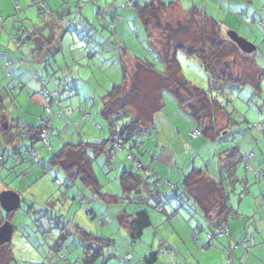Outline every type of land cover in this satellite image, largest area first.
<instances>
[{
  "label": "rangeland",
  "instance_id": "374dc122",
  "mask_svg": "<svg viewBox=\"0 0 264 264\" xmlns=\"http://www.w3.org/2000/svg\"><path fill=\"white\" fill-rule=\"evenodd\" d=\"M136 1L0 0V55H3V57L0 56V87L9 85L11 79L6 78V74H12L11 70L13 72L22 71L23 73H28L30 71L29 66L32 67L31 70L40 67L39 64L32 63L35 61L32 49H35L37 43L29 41L23 43V30L25 28L33 30V27H30L32 23L40 25L38 23L40 19L39 13L43 14L45 9H49V6L55 3L65 6L61 12H70L71 14L65 16L62 21L64 22L63 28H65L64 30L67 33L62 41L60 52L48 59L46 64L42 65V68L46 78L48 76L46 74L47 71L50 74V78L67 76L74 79V81H68L71 82L70 86L63 84L60 85L61 89H58L62 102L68 104V108L72 111L68 115H59L57 112L55 115H51L52 117L55 116L52 124L55 133L51 140V150L37 145L42 150L44 159L40 161L32 157L29 152L25 151V143H22L23 158L26 159V162L21 163V161L9 157L5 162V167H0V192L17 190L21 195L19 208L15 210V214L11 215L9 219L10 224L14 227L9 242L14 262L8 264H80L84 250L80 245L81 235L69 237L65 241L64 246H67L68 251L60 249L54 252L53 249H50L52 241L55 239V235L59 233L60 228L65 227V230L72 231L75 225L87 232H98L99 235L112 233L111 236L117 240L114 244L115 246H110L107 251L116 254L112 258V264H139L127 262L123 258L126 251L123 243L125 234L123 229L120 228L124 218V215H122L123 210L128 206L127 214H130L134 203L142 210H147L151 215L152 223L146 229H150L149 231L151 232L155 230L153 225L159 221L161 223L156 225V228H162L161 232L165 233L171 221L178 223L182 221L181 216L178 215L173 219L162 213H159L163 215L162 218L156 216V212L150 207L156 204L152 197H139L135 193L129 194L130 188L126 191L123 190L120 184V175L124 170L131 168L133 172L138 173L142 177H144L143 173L145 174L144 168L138 167L136 161L127 158L128 152L125 150L118 151L116 156L112 157L109 155V147L107 146L105 152L93 161V169L102 187L101 191L118 194L119 198L116 201H111L107 196L99 198L98 195H94L91 192L89 187L82 185L78 180L70 183L61 165L52 166L48 163L51 153L57 152L66 143H74L79 139L90 141L98 137L101 139L107 138V119L103 118L99 113V106L102 101V95L110 90L113 84L120 82L122 78V71L118 61L119 59L125 60L121 53L123 47L127 48L129 52L130 62L134 60L132 56H136L152 63L157 72L164 71V65L158 53L149 44L142 23L136 17V8L133 6ZM139 1L142 3L147 0ZM180 1L182 6L195 5L200 8L204 7V11L214 19L225 20L229 14L227 7L224 6L220 9L219 5L211 0L206 5H203L205 0ZM62 3H65V5H62ZM263 3L264 0H258V4L256 1L261 10L264 6ZM51 13L55 12L52 10ZM176 20H179V24L187 20L185 12L178 5H174L171 10L162 14L161 27L164 26L166 21L169 22L170 26L175 27ZM244 21H246L245 18ZM230 23L232 26H237L234 22ZM42 29L43 27H40V29L36 27V30H41V32ZM152 30L153 39L158 41L165 40L163 35H161L160 29ZM257 33L260 36L263 34L259 30ZM19 34H22L23 37H20L21 41L17 42L15 39ZM90 37L92 40H90ZM243 37H246V34ZM156 47L158 48L159 46L157 45ZM177 60L183 76L191 84L204 89L208 87L207 73L199 59L179 51ZM127 64L129 63L127 62ZM127 71L129 78L130 76L131 78L136 76L134 67L127 66ZM29 77H31V73ZM15 80L16 77L11 81L18 86L15 89L17 98L14 103L17 104L16 107H20L22 114L33 118L34 114L29 110L33 107L34 101L32 98L35 96L36 91L21 88V85L16 83ZM51 80L56 81L54 78ZM138 80H141L142 84L136 89L131 88L130 80L128 81L127 87L131 88V92L130 98L127 97V101L138 111L141 117L147 119L152 116L156 125L159 126L158 137L141 136L140 140L145 141L149 151L154 149L158 139L162 141L160 144H163V146L167 147V144H171L172 148H177V168L171 169L173 174L169 179L171 182L175 181V174H177L178 168H197L205 165V163H208L209 175L214 178V173L212 172H216L217 163L212 158L214 153L219 150L218 145L223 144L226 140L232 142L238 136L240 141V130L242 131V129L246 130L247 128L250 131H254L255 140L260 142L262 148H264V134L260 130H256L257 128L254 129L252 127L253 122H260V119L264 118V116L261 117L264 111L261 108L262 106L258 105L257 102L259 100L257 97L252 98L251 96L249 98L247 96L248 87L243 90V95L236 99L235 103L226 105V110L230 112V118H232L229 135L220 137L216 141H208L201 134L198 138L196 137L197 139L191 136L190 132L197 129V122L190 114V107L185 105L181 108L169 90H162L159 103L163 106L154 110V102L157 100V90L154 87L155 85L166 83L164 79L156 83L155 77H143V75L139 74ZM33 81L31 80V82ZM146 83L147 85L145 86ZM32 85L34 83L30 84V88H34ZM71 86L75 89L73 87L72 89ZM76 88H78V92H76ZM50 90L52 93L54 92V89ZM54 95H57V93ZM3 99L7 109L15 113L16 108L12 106L8 97ZM117 105L118 102H115L114 107ZM63 107L66 108V106ZM80 112L89 113L90 116H80ZM216 118L218 120V128H225L226 118L224 112L216 113ZM126 119L128 120V118ZM129 119H132V115ZM99 126L102 128V133H100ZM185 145H189V149L184 150ZM138 149L140 152L144 150V144H141ZM132 154L140 156L137 149H134ZM7 155H10V152ZM146 160L139 159V162L145 166ZM159 162L161 163L162 161ZM15 163L17 164L13 167ZM40 164L44 165L45 168ZM20 166L21 169L27 170L28 173L25 176L20 175L21 169V171H17ZM241 167L239 166L238 176L246 173ZM163 178L157 184V187L159 186L158 190H160L162 195H171V191L166 189L169 188L167 179L166 177ZM34 179L37 180L32 183ZM144 179L150 183L151 188L155 186L150 178ZM30 183L32 184L30 185ZM162 187H165L166 190ZM250 187L254 189L255 185H250L248 188ZM240 189H242L241 184L237 186L238 191L236 192H239ZM171 203L172 200L169 203L165 202L167 206ZM177 208L180 209L181 207L177 206ZM45 229H47V233H50L49 236L47 234L43 236L42 232ZM35 233L37 235L40 234L38 235L40 239L44 238L43 241L45 242L43 244L36 241ZM25 236H30V240ZM143 239L146 242L144 240L141 241L148 245H143V249L150 248L152 235L146 233ZM58 252H61L64 257L60 258ZM4 262L5 257L3 252L0 251V264H4Z\"/></svg>",
  "mask_w": 264,
  "mask_h": 264
},
{
  "label": "crops",
  "instance_id": "0c3cea01",
  "mask_svg": "<svg viewBox=\"0 0 264 264\" xmlns=\"http://www.w3.org/2000/svg\"><path fill=\"white\" fill-rule=\"evenodd\" d=\"M209 1L210 0H205V3H203V5H206L207 2ZM211 1L218 4L220 9L223 8L224 6L229 9V14L228 16H226L225 20L216 19V20L223 21V27H224L223 30L226 32V34L228 31L234 29L235 31L234 30L232 31L236 32L240 36L241 35L244 36V34H246V37L244 38L255 46L254 51L252 53H249L254 58V63L253 65L251 63L250 68L256 71L255 73L256 75L254 76L253 81L250 83H253L255 80H259V88L253 87V85H250V84H246L243 90H245L246 87H248V90L246 91V93L248 94L247 96H249V98L251 96L252 98L257 97L259 100L257 103L258 105L262 106L261 108L264 111V77L262 79L257 78V74H259L260 71L261 72L263 71L264 73V25L262 26L258 23V21H262V23L264 24V6H263V9L261 10V8H259V6L257 5L258 0H211ZM256 1H257V4H256ZM174 2L176 3V6L178 5L182 10H189L192 7H198L195 5L182 6V3L180 0H175ZM260 3L262 4V2ZM62 5H65V3H62ZM64 7L61 6L59 3H55L54 5L49 6V9H45L43 14L39 13L40 19L38 23H40V25H35L32 23L30 24V27H33V30H31L30 28L29 29L25 28V30H23V35H24L23 43H26L28 41L37 43V46L35 47V49H32L33 51L32 54L34 55V60H35L32 63H36L37 65L39 64L40 67H37V68H34V70H31L32 67L29 66L30 71L28 73L27 72L23 73L22 71L13 72L11 70L12 74L7 73L6 78L11 79V81H13L14 78L16 77L15 82L21 85V88L36 91L35 96L32 98V100L34 101L33 107L31 108V110H29L33 112L34 116L32 115L33 118L27 117V115L22 114L21 109H19L20 107L19 108L16 107L17 104L14 103V101H16V98H17L16 96L17 92H15V89L18 87L17 85L12 83L11 81L8 86L2 85V87L0 88L3 89L2 91L3 98L8 97V100L10 101V103H12V106L16 108V112L14 113L12 110L11 111L8 110L5 105L3 114L0 115V130L4 132L7 137L11 136V133L14 131L12 128L11 129L8 128L9 124L12 122L19 120L20 122L36 126V125H39L40 117L43 115H46L49 118L51 124H53V119L55 116L52 117L51 115L52 114L55 115L56 112L59 113L60 106L69 107L68 104L62 102V98L59 97L58 89H61L60 85H63V84L65 86H70L71 82H68V81H71V80L74 81V79L71 77L69 78L67 76H64L63 78L62 77L59 78L55 76L53 78L56 79V81H52L51 79L53 78H50L49 72L46 71V74L48 75L47 78L44 76L45 73L42 68V65L43 64L45 65L48 59H50L51 57H54V55H56L57 52H60L62 41L64 39L65 34L67 33V32L62 33V30L64 29L63 28L64 22L62 21L65 16H68L71 13L61 12V10ZM201 9L205 10L204 7ZM52 10L55 13H51ZM248 17L251 19V21L246 23V21H244V18L246 20V18ZM230 22H234L235 25L237 24V26L236 27L232 26ZM36 27H38L39 29L40 27H43L42 32L41 30H36ZM258 30L261 33H263L261 36L257 33ZM242 31L243 33H241ZM91 37H90V40H92ZM121 53L123 54V59L125 60L123 61L119 59L118 61L119 66L121 63L120 61H123L128 67H135V60L131 62L129 60L130 58L129 52L126 50L125 52H123V50H121ZM0 56L3 57V55H0ZM134 57L135 56H132L133 59ZM126 61L129 64H127ZM239 68L243 69L240 66ZM30 73H31V77H29ZM156 73L153 72L155 76L161 75L163 72L156 71ZM31 80H34V81L31 82ZM31 83H34V85H32L34 88H30ZM118 83H115V84H118ZM146 85L147 83L145 84V86ZM72 87L73 86H71V88ZM50 89H54V92H53L54 94L57 93L55 97H56V100H58L60 106L56 103L52 104L49 97L44 95V93L45 94L52 93ZM77 89L78 88H76V92H78ZM241 94L243 95V92ZM236 99H239V98L237 97L234 98L232 103H235ZM69 103H71V101H69ZM102 105H103V102L101 101L100 106H99L100 109ZM47 106L51 107L50 113L45 112V108ZM129 107L132 108L131 105H129ZM100 109H99V113H100ZM133 110H134V115H137L139 119L143 122V124L144 125L147 124L149 127V130L147 131V133H145L144 136L145 137L147 136L158 137L159 126L156 125L155 119L152 116H149L147 119H144L143 117H141L140 114H138V111L135 108H133ZM80 113H81L80 116H83V115L90 116V114L89 113L86 114V112H80ZM101 116L104 118L103 115ZM262 116H264V114L261 115V117ZM231 119L232 118H229V121L225 122V129L220 133V137H224L225 135L228 136L229 133L231 132L230 131ZM5 125H7V127ZM22 125H23L22 126L23 130L29 129L27 125L25 124H22ZM99 127H100V133H102L101 131L102 128L101 126ZM154 127L155 129H153ZM252 127H254V129L257 128L256 130H260L264 134V118H261L260 122H253ZM240 132H241L240 141H239V136H238V138L233 140L232 142H229L228 140H226L223 144L221 145L219 144L218 145L219 150H217L216 153H214L212 160H214L217 163V166H219V162L221 161V159L224 158V155L226 154L224 150L226 148H229V146L232 145V143H235L238 145L239 153L242 155H245L244 165L246 163V165H249L247 167H251V169H257V170L264 171V152H263L264 148H262L260 142H257L255 140V136L253 133L254 131H250L246 128L245 131L243 130L242 132L240 130ZM16 137H17L16 140L11 144V146L8 145V147H4L5 149H2L3 154H5V158L8 152H10L11 154L13 148H15L16 145L20 144L21 141L25 140L23 136H21V138H18L19 135ZM100 139H101L100 137L93 138V140H100ZM206 140L209 141L210 139L206 138ZM161 142L162 141L158 139L152 151H149V148H147V146L145 145V141H142L136 147V149L138 150V153H140L139 154L140 156H138V160L147 159L146 160L147 162H145V165H148V169L142 166V168L145 169V174L143 173L144 177L140 176L138 173L137 174L133 173L131 168L128 170L129 172L135 174V179L131 180L129 184V187H130L129 194L135 193L139 197L141 196L152 197V200H154L156 204L154 206L151 205L150 207H152V209L156 212L155 214L156 216H159L160 218H162L163 215L159 214V213H162L164 215H167L169 218L173 219L178 215V216H181L182 221L181 223H178L176 221L175 222L171 221L167 227L166 233L161 232L162 228H159V227L158 229L156 228L157 227L156 225L161 223L159 221L157 224L153 225V229H155L153 232L149 231L150 229H146L147 228L146 227L143 230L141 238L136 241H132L130 238V230L128 227V222L131 219V217L129 216L132 213L136 211H140L142 209L138 207L136 203L133 202L134 203L133 204L134 206L132 207L133 210L130 211V214H127V207H128L127 206L126 209L123 210L122 215H124V218L122 219L123 221L121 222V225H120V228L123 229V233L125 234V238H123L124 240L123 243L125 244L124 248L126 249L123 255V258L125 259V261L127 262L129 261L132 263H139V264H264V176L260 174L259 176L256 177L254 173L252 172V170H247V168H244V171L246 172L245 174L238 176L237 172L239 170L240 165L237 166L235 174L238 176V178H242V180H244L245 182L244 183L240 182L237 179L235 183H229V182L223 183L225 190L229 192V204L235 209V212L228 216V219L226 222L227 232L225 234L213 235L211 238H208L207 233L208 232L212 233L213 226L209 223V220L206 217L207 215L206 213H209V215H211L212 217H214L217 214V211L215 209L210 210L209 208L212 205V203H214L218 195L217 193L218 185L215 182V178L217 177L216 173L218 170L216 169V172H212L214 173L213 174L214 178H212L209 175L210 171L208 167V172H206L205 175H207L206 177H209V179L202 180L200 183L191 187L189 189L190 196L186 195V197H184V200L186 201V203H181L183 196L179 193L181 191V189L179 188V186H181L180 179H181L182 174L186 172V170L188 169L178 168L177 174H175V181L171 182L169 180L170 177L173 175L171 173V169L175 167L177 168L176 166L177 165V161H176L177 160L176 158L177 148L176 147L172 148L171 144H167V147L163 146V144L162 145L160 144ZM141 144H144V150H141L140 152L138 148L140 147ZM37 145H41V144L38 142L34 146L35 151H36L35 156H32L31 152L29 151L27 152H29L32 157H35L39 159L40 161H42L44 159V154ZM187 148L189 149V145L186 146L184 150H187ZM108 151L112 157H115L116 153H118V151L120 150L112 151L111 143H110ZM69 154H70L69 160L70 158L73 159L75 156L74 153L70 152ZM149 154L151 155L149 156ZM185 158H188V157H185ZM132 159L133 157L131 158V160ZM24 160L26 162V159ZM6 161L7 159L5 160V162ZM19 161H21V163L23 162L20 159ZM159 161H162V162L160 163ZM16 164L17 163H15L13 167H15ZM21 166L20 168H17L18 169L17 171L22 170L20 172L21 174L20 173L19 174L25 176L28 172L26 169L25 170L21 169ZM42 166L45 168L44 165ZM4 167H5V164H4ZM205 167L206 166L203 165L197 168H205ZM241 168H243V166ZM92 169H93V163H92ZM93 172L95 174L94 169H93ZM151 173H153V175H150ZM249 175L251 176V178ZM162 177L164 178L166 177L167 182H170L172 184L175 183L174 187H177L176 191H173L170 188H166L171 191V195H162L160 190H158L159 186L157 187L158 182L155 183V187L153 186L151 188V186L149 185L150 183L144 179V178L146 179L150 178L151 181L154 182V180L162 179ZM36 180L34 179L32 183H34ZM32 183H30V185ZM239 184H241L242 187L245 185L247 186V193L243 195L236 194L237 193L236 191H238L237 186ZM253 184L255 185L254 189L252 187L248 188L250 185H253ZM162 188L165 189V187H162ZM90 190L93 193V190L91 188ZM13 191L19 194L20 202H21L20 192L17 190H13ZM171 200H172V203L167 206L165 202L169 203V201ZM177 206L181 208L178 209ZM15 212L16 211L14 210L11 213V215L15 214ZM147 213L149 214V217H150L151 216L150 213L148 211ZM151 219L152 218L150 217V223H152ZM149 226H151V224ZM80 229L82 228L80 227ZM13 230H14V227L12 228V232ZM75 230L79 232L81 231V230L76 229L75 226H73L72 231L67 230L69 234H71L67 237V239L72 236L75 237V236L80 235V234L73 235L75 233ZM82 230L85 231L84 229ZM47 232H48L47 229H45L42 232L43 236L46 234L49 236L50 233H47ZM87 233L95 237H102L106 239V242H108L107 243L108 246L104 247L103 249V256L97 259L95 264H112L113 263L112 258L116 254L107 252L108 248L110 246H113L117 241L116 238H113L111 236L112 233H108L107 235L104 233H102V235H99L98 232H90V231ZM146 233L152 235V241H151L150 248H147L144 250L143 245L148 246L144 243L145 240L143 239ZM58 234L59 233L55 235V239L58 237ZM38 235L35 233L36 241L38 243L43 244L45 242L43 241L44 238L40 239ZM29 237H26V238H29ZM80 238H81L80 243H82V240H83L82 236H80ZM88 238H91L94 241L93 237H88ZM55 239L52 241V243L55 241ZM141 240H144V241H141ZM93 241L91 245H94ZM85 242L87 243V241ZM156 244H157V248H156ZM50 249H53V248H50ZM60 249H66L68 251L67 246L65 247L64 244L59 248V250ZM10 250H11V247H10ZM153 252L156 253L154 258H149L147 260L146 259L147 255ZM58 253H59L58 255L60 256V258L64 257V255H62L61 252H58ZM11 256H12V259L14 260L13 255ZM140 256L141 258H139ZM82 257H83V254H82Z\"/></svg>",
  "mask_w": 264,
  "mask_h": 264
},
{
  "label": "trees",
  "instance_id": "16d2710c",
  "mask_svg": "<svg viewBox=\"0 0 264 264\" xmlns=\"http://www.w3.org/2000/svg\"><path fill=\"white\" fill-rule=\"evenodd\" d=\"M174 1L175 0H147L142 3L136 1L133 4L136 8V17L142 23L146 39L158 53V56L164 65L163 73L157 75L158 77L155 76L153 72L156 73V71L153 64L135 56L134 71L136 76H132L133 78L130 76L129 78L127 65L123 61H120V68L122 71L120 83L113 84L111 89L102 95L103 105L100 109V114L107 119V138L90 141L79 139L74 143H66L57 152L51 153L48 158V163L50 165L62 166L70 183L74 180H78L82 185L91 188L93 193L98 195L99 198L107 196L111 201H116V199L119 198V195L101 191L102 187L92 169L93 161L105 152L106 147H109L110 143L111 150L117 151L118 149L116 150V148L113 147V143L118 142L121 148L119 150L127 151L128 155H131L130 157L127 155V158L131 159L133 157L132 160L136 161L137 165V162L139 161L138 155L135 154L134 156L132 153L138 144L142 142L140 140L141 136L145 135L149 130L148 125H144L139 117L134 115L133 107L130 108V104L127 101L131 88L136 89L141 84V80H138L139 74L143 75V77H155L156 83H158L159 80L163 81V79L164 82H166L162 85H155L154 87V89L157 90V100L154 102V110L160 109L163 106L159 103L162 90H169L174 95L181 108L185 105L190 107V114L197 122V130L201 135H204V137L212 141L218 140L220 138V133L225 129L218 128L216 113L224 112L226 118L225 121L228 122L230 112L226 110V105L232 103L234 98H240L242 96L241 93L246 84L259 88V80L250 83L256 75V71L250 68L251 63L252 65L254 63V58L251 54L243 53L236 44L229 39L226 32L223 30V21L213 19L199 7H192L189 10H183L185 12V18L187 19L184 23L181 22L179 24V20H176V26L172 27L169 22L166 21L164 26L161 27L162 14L168 12L174 7V5H176ZM64 29L62 30V33L66 32ZM152 29H160L161 35H163L165 40L162 41V39L158 41L153 39ZM20 37H23V35L19 34L15 40L20 42ZM157 45L160 48H157ZM122 50L125 52V50L127 51V48L123 47ZM179 51H182L188 56L199 59L203 69L207 73V88L204 89L197 87L191 84V82L183 76L177 60V53ZM239 66L243 69H240ZM263 77L264 73L263 71H260V73L257 74V78L262 79ZM129 80L132 85L131 88L127 87ZM2 91L3 89L0 88V115L3 114L5 108ZM115 102H118L116 107H114ZM131 115L132 119H129ZM126 118H128V120ZM22 124L27 125L29 129L23 130ZM5 126L7 127V125ZM8 128L14 130L11 133V136L8 137L0 130L1 149H5L4 147H8V145L11 146L18 135V138L23 136L25 140L16 145L13 150L11 149V154H6V158L3 151L0 152V167H4L7 157H12L18 160L20 159L25 162L22 153V143H25V151L31 153L36 152L34 146L38 142H40L42 147H45L39 138L41 131L40 122L39 125L33 126L18 120L10 123ZM153 129H155V127ZM70 152H73L75 156L73 159L70 158L69 160ZM224 152L226 154L219 162V166H217L218 171L216 173L217 177L215 176V182L218 185V195L209 208L210 210L215 209L217 214L212 217L209 213H206L209 223L213 226L212 233H207L208 238H211L213 235L225 234L227 232L226 222L228 216L234 213L235 209L229 204V192L225 190L223 183H235L237 179L240 182H245L235 174L237 166L240 165L243 166V169L247 168V170H252L256 177L260 174L264 176V171L251 169V167H247L249 165H246V163V166L244 165L245 155L239 153L237 144L232 143V145H230L229 148H226ZM109 155L111 156V154ZM145 166L143 167L148 169V165ZM205 166V168L192 167L182 174L180 179L181 186H179L181 189L179 193L183 196L181 203H186L184 197H186V195L190 196L189 189L191 187L200 183L202 180L209 179V177H206L207 175H205L206 172H208V163H206ZM133 173L128 170H124L121 173L120 184L124 191L129 190L130 187H128V185L130 184V181L135 179L136 173ZM150 175H153V173ZM159 181L160 179H156L152 183L155 185V183ZM167 183L170 189L176 191L177 187H174L175 183ZM245 193H247L246 185L236 194L243 195ZM12 212L13 211L5 213L0 210V224L5 220L9 221ZM129 217H131L128 222L130 238L132 241H136L141 238L143 230L151 224L150 217L145 210L136 211ZM75 227L81 231L79 232L75 230L73 235L80 234L83 239L81 245L84 250L80 264H95L97 259L103 256V249L108 246V242L102 237H95L83 231L77 225H75ZM65 229V227L59 229L58 237L50 246L56 252L59 251V248L64 244L67 237L71 235ZM218 229H222V232H216ZM88 237H93L94 241ZM85 241H87V243ZM92 241L94 242V245H91ZM0 251L3 252V256L5 257L4 264L14 262L11 256L9 242L1 246ZM155 254V252L150 253L147 255L146 259L154 258Z\"/></svg>",
  "mask_w": 264,
  "mask_h": 264
},
{
  "label": "water",
  "instance_id": "95a60500",
  "mask_svg": "<svg viewBox=\"0 0 264 264\" xmlns=\"http://www.w3.org/2000/svg\"><path fill=\"white\" fill-rule=\"evenodd\" d=\"M229 39L236 44V46L246 54L252 53L255 46L246 40L244 37L239 36L236 32L230 30L227 32ZM20 205V196L13 190H4L0 192V208L3 212L8 213L16 210ZM12 236V225L8 220L0 224V246L9 242Z\"/></svg>",
  "mask_w": 264,
  "mask_h": 264
},
{
  "label": "built area",
  "instance_id": "2783aa9c",
  "mask_svg": "<svg viewBox=\"0 0 264 264\" xmlns=\"http://www.w3.org/2000/svg\"><path fill=\"white\" fill-rule=\"evenodd\" d=\"M246 21L247 22H250L251 19L248 17V18H246ZM258 23L260 25H262V26L264 25L262 23V21H258ZM44 95L47 96V97H49V99L52 102V104H55L56 103V104L59 105V102H58V100H56V97H55V95L53 93H46V94L44 93ZM71 111L72 110L69 109L68 107L64 108V107H61L60 106L59 115H63V114L68 115V114H70ZM45 112L46 113H50L51 112V107L50 106H47L45 108ZM40 124H41V131H40V134H39L40 141L43 143V145L45 147H47V148L50 149L51 148L50 142H51L52 136L54 135L55 131H54L53 127H52V124H51L49 118L46 115H43V116L40 117ZM190 134L193 137H197V136L200 135V132L197 129H194V130H192L190 132ZM113 147H115L116 150L117 149L118 150L121 149L120 148V145L118 144V142H114L113 143ZM32 156H35V153L34 152H32ZM130 156L131 155H128V157H130ZM137 165L139 167H142L143 166L142 163L139 162V161L137 162ZM216 232H222V229H220V230L218 229Z\"/></svg>",
  "mask_w": 264,
  "mask_h": 264
}]
</instances>
